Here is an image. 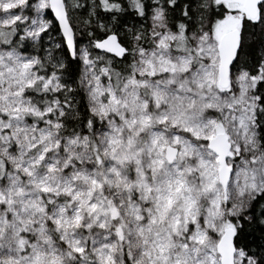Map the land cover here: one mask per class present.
Returning a JSON list of instances; mask_svg holds the SVG:
<instances>
[{"label": "snow or ice", "instance_id": "6c2138e0", "mask_svg": "<svg viewBox=\"0 0 264 264\" xmlns=\"http://www.w3.org/2000/svg\"><path fill=\"white\" fill-rule=\"evenodd\" d=\"M0 264H264V0H0Z\"/></svg>", "mask_w": 264, "mask_h": 264}]
</instances>
